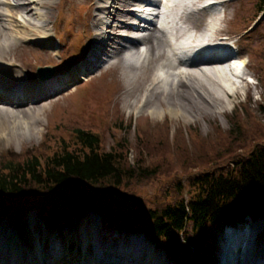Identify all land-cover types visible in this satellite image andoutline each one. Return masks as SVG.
I'll use <instances>...</instances> for the list:
<instances>
[{
  "label": "bare ground",
  "instance_id": "6f19581e",
  "mask_svg": "<svg viewBox=\"0 0 264 264\" xmlns=\"http://www.w3.org/2000/svg\"><path fill=\"white\" fill-rule=\"evenodd\" d=\"M13 1L0 0V141L5 143L11 144L13 140L25 135L32 138L38 133L41 116L45 115L49 107L59 99L48 101L49 98L76 80L75 73L82 75L89 72L103 57L105 58L97 69L106 67L112 60H116L123 69L127 80L124 98L126 106L131 111L139 113L146 111L153 117L169 114L172 117L199 119L216 113L218 107L228 105L225 95L221 94L225 91V83L230 82L227 74H240L243 65H246L242 59V62L235 61L232 68L226 69L225 61L213 58L212 55L210 58L203 56L202 51L195 57L181 58L168 34L153 24L148 25L149 29L144 31L142 37L132 35L141 32V26L132 23L139 18V9L136 7L141 5L157 7L161 5V0H87L96 11L93 18L94 42L88 59L74 69V72H68L64 68L58 76L47 82L32 80V73L21 64L25 79L19 78L21 73L16 68V63L20 61V56L17 50L23 47V44H40L53 48V41L47 32L49 15L45 11L46 8H52L53 2ZM204 1L186 2L187 8L184 7L178 16V22L186 28L177 26L176 21V25L172 27L176 40L187 36L191 29H198L201 18L212 13L213 6L197 7ZM228 3L227 0H221L219 5L225 8ZM190 4L196 9L188 11ZM176 6L172 4L166 8L173 11ZM214 15L216 13L213 11L212 16ZM212 19L211 34L205 36L203 29L197 30L199 35L194 36L193 42L203 44L204 41H231L232 36L227 35V38H224L226 34L221 28L223 21L218 16ZM245 28L246 26H243V29ZM125 45H131L132 52ZM142 45L146 46L145 51L139 50ZM43 53L53 57L47 48ZM130 56L138 57L139 64L131 63L128 58ZM156 64L165 69L164 79H160L155 73L152 74ZM96 85L100 88L104 86V95L107 93L105 101L111 98L104 114L105 118L109 119L113 95L111 93L115 89L108 91L109 86L105 79ZM93 89L87 91L86 95L94 92ZM17 95L19 100L15 98ZM226 95L228 96L227 93ZM58 118L57 121H60L62 113ZM166 123L172 125L171 121L166 119L160 126ZM92 215L89 214L78 226L77 235L81 248L77 249L76 254L71 255H66L64 247L57 242L44 249L37 245L36 251L31 253L20 245L13 231L3 227L0 230V264H171L170 261H173L167 252H162V248L142 232L132 235L129 232L109 233L99 237L95 222L90 219ZM31 225L33 226L34 222ZM261 227L260 222L248 226V230L254 233V238L253 242L250 240L248 243H251L249 249L243 253L240 251L244 243L240 242L239 237L234 236V231H229L224 248L227 262L223 264H253L252 247ZM242 256V260L238 262V258Z\"/></svg>",
  "mask_w": 264,
  "mask_h": 264
},
{
  "label": "trees",
  "instance_id": "16d2710c",
  "mask_svg": "<svg viewBox=\"0 0 264 264\" xmlns=\"http://www.w3.org/2000/svg\"><path fill=\"white\" fill-rule=\"evenodd\" d=\"M263 13L264 0H257L249 15L245 14L243 25L249 27ZM253 58L264 89V42L254 48ZM249 104L247 99L234 109L228 117L229 130L219 128L215 140L201 138L194 129L196 141L177 145L184 150L182 155H188L189 149L184 148L195 147L196 157L201 156L206 162L209 157H229L228 170L202 169L193 155L179 158L182 165L178 168L191 170L190 190L186 191L181 178L175 179L170 184L172 201L149 209L122 191L154 179L163 171V164L151 156L148 147L175 146L169 141L172 128L168 123L155 126L154 130L140 128V149L133 163L129 160L128 139L123 138L111 150L104 151L101 137L81 126L74 128L73 145L61 144L46 157L29 151L26 156L4 153L0 156V221L4 214L11 215L17 208L26 214L28 207L24 204L31 197L46 201L55 197L54 203L39 205L38 214L49 228L73 226L92 206L109 225L145 231L171 252L190 251L193 246L198 249L188 236L190 225L201 243L211 237L209 228L213 225L233 224L248 215L264 216V122ZM258 107L264 112V97ZM219 146L246 149L243 153L247 154L239 156L230 150L226 154V149Z\"/></svg>",
  "mask_w": 264,
  "mask_h": 264
},
{
  "label": "rangeland",
  "instance_id": "374dc122",
  "mask_svg": "<svg viewBox=\"0 0 264 264\" xmlns=\"http://www.w3.org/2000/svg\"><path fill=\"white\" fill-rule=\"evenodd\" d=\"M10 1L14 2L13 0ZM227 1H229V3L225 8L217 6L213 11L218 13L223 21L221 28H223L226 34L224 38H227V35L232 36L230 47L246 62L247 68L245 69V73L246 76L251 79V83L245 80L242 81V83L238 82L240 87L233 88L235 82L231 83V88L234 90L236 89L237 93L235 95L231 94L232 96L228 101V105L220 106L216 110V113L199 119L186 118L185 116L172 117L169 114L162 115L161 117H153L152 114L146 111L142 113L131 111L126 106L124 100L127 80L121 65L116 63V60H112V64H114L109 69L105 67L97 69L95 67L100 64L99 61L88 73L82 75L75 73L77 76L76 80L60 90L57 95L49 98L48 101L59 99L49 107L45 115L41 116V125L38 127V133L32 138L25 135L18 140H13L11 144L0 141V156L9 151L26 156V152L29 151L31 154L39 155L41 158L46 157L49 153L58 150L57 147L61 144H65V146L73 145L75 142L74 128H79V126H81L87 131L101 137L102 149H104V151L111 150V148L123 138L128 139L131 147L129 160L133 163L138 155L137 150L140 149V128L143 130L148 127L149 130H154L155 126L161 125L166 119H169L172 123V127L169 126L172 128L169 134V141H173L175 146L173 145L168 148L148 147L151 156L163 164V171L159 173L156 178L146 180L144 183L136 185L131 190L125 189L122 192L133 195L135 202L139 206L148 209L155 207L158 203L165 205L172 201L170 199L172 195L170 184L175 179L181 178L188 192L190 190L188 185L191 170L186 172L178 168V166L182 165V163L180 164L179 162V158L189 159V156L192 155L196 157L198 156V152L195 147H189L184 148L187 150L189 149L188 155H182L184 150H180L179 147H177L178 144L188 140L189 130L187 131V129L198 130L200 137L205 140H215V138H218L217 127L223 130H229L230 124L228 117L232 115L236 106L246 102L247 98L250 99V108L254 109L256 116L264 122V112H260L258 109L259 102L263 101L264 89L257 80L259 75L257 73L258 66L256 59L253 58L254 48L264 42V14L260 17V19L262 18L260 21L246 28V30L248 29L247 32H241L243 36L242 39L238 32V27L245 23L243 22L245 14L249 15V12L252 10L257 0ZM52 2V8H46L45 11L49 15L47 32L53 41V48L40 44H23V47L17 50L20 56V61L16 63V68L21 73L19 78L25 77L21 64L24 68L28 69L27 71L29 73H32V80H37V69L39 66H55L60 71L66 68L68 72H74L76 68L81 66L89 57L94 42L93 18L96 14L95 8L90 6L87 0H52ZM85 6L87 11L84 9ZM249 8H251V10L248 12ZM213 11L212 13L205 14L201 18L199 22L200 26L196 30L203 29L205 19L208 16H212ZM223 11L225 12L224 19H222ZM239 21L242 23L239 24ZM241 29H243V27ZM233 43H235V45H233ZM143 46L145 45H142V47ZM25 47L30 48L28 49ZM43 48L50 50L53 57L45 55L43 53ZM58 52L61 53L58 54ZM157 69L158 65L156 64L153 67L152 74ZM91 77L92 79H89ZM227 77L230 78L229 75H227ZM104 79L109 86L108 91L115 89V91L113 90L111 93L113 95L112 104L110 106L111 116L109 118V126L104 123L106 119L104 114L107 112L111 98L105 101L107 93L104 95V86L100 88L96 85L101 83ZM97 86L99 87L98 90ZM90 89H93L94 92L86 95V92ZM61 113L62 118L60 121H57ZM50 122L52 123L51 126L49 125ZM219 148H225L226 154L228 150L234 153L238 152L239 156H243L240 154L246 150L226 146H219ZM219 148H217V150ZM251 149H249V152ZM243 154L245 155L247 153L245 152ZM148 156H150V154H148ZM196 158L198 165L203 166L202 169L206 170H228L230 164L229 157L223 160L221 157H209L207 162L205 159H202L201 156ZM213 159L216 160L214 161ZM210 162L213 163L210 164ZM197 169H199L198 166ZM21 201L24 202L23 199H21ZM47 201L54 203L55 197H53L52 200L47 199ZM47 201L45 199L40 200L37 196L31 197L27 205L24 204L28 207L25 216L20 218L21 216H19V213L21 211L19 208L13 211L12 217L10 215L8 216V214H4L0 221V230L6 227L10 231H13L20 245L22 244V246L31 253L36 251L37 245L44 249L46 246L50 248L57 242L64 247L66 255L76 254L77 249L80 247L77 235L79 231L78 226L80 223L84 222L89 214H93L90 219L92 221L94 220V226L98 231L99 237H103L109 233L124 234V232L112 230L106 221L102 220L101 217L92 210V206L89 207L88 213L81 220L76 221L72 227L60 231L49 230L38 214L39 205H45ZM86 220H88V218ZM254 221L262 223L261 230L256 235L257 237L254 241L255 261H257V259L261 257V254H264V218ZM33 222L34 225L32 226L31 223ZM223 232L224 226L215 225L209 228L211 242L205 243L209 251L204 250L203 252H207L208 254L210 252V254L213 255H210L212 260L207 259L206 256L202 257L200 260L202 264L219 263L220 255L223 253L222 248L225 247L223 245ZM188 234L190 238L193 239L196 236L191 227L188 228ZM152 244L155 245L154 243ZM51 250H53V248ZM164 251L165 250L162 249V252ZM179 254H181V256L178 255L174 261H170L171 264H184L187 260L191 259L189 255L186 257V254Z\"/></svg>",
  "mask_w": 264,
  "mask_h": 264
},
{
  "label": "water",
  "instance_id": "95a60500",
  "mask_svg": "<svg viewBox=\"0 0 264 264\" xmlns=\"http://www.w3.org/2000/svg\"><path fill=\"white\" fill-rule=\"evenodd\" d=\"M58 75V72L54 67H39L38 79L42 82L48 81Z\"/></svg>",
  "mask_w": 264,
  "mask_h": 264
}]
</instances>
